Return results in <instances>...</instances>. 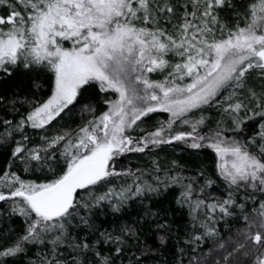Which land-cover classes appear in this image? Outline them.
I'll return each instance as SVG.
<instances>
[{
    "label": "snow or ice",
    "instance_id": "6c2138e0",
    "mask_svg": "<svg viewBox=\"0 0 264 264\" xmlns=\"http://www.w3.org/2000/svg\"><path fill=\"white\" fill-rule=\"evenodd\" d=\"M0 10V73L50 74L51 91L26 100L15 124L3 121L5 138L20 134L11 156L22 171L45 175L22 178L11 163L0 174V202L25 223L0 244V264H18L34 248L32 264H123L125 252L128 264H145L128 247L139 240V220L100 230L93 209L121 213L169 190L188 208L192 242L217 234L218 219L239 213L247 221L245 242L213 264H264V0H0ZM93 93L106 105L98 114L86 100ZM77 107L90 118L63 126ZM158 112L168 119L157 120ZM26 129L40 130L41 142L29 143ZM174 142L211 150L226 196L208 191L217 179L185 176L175 160V171L156 159L151 171L121 164L126 153ZM152 215L146 208L144 217Z\"/></svg>",
    "mask_w": 264,
    "mask_h": 264
},
{
    "label": "trees",
    "instance_id": "16d2710c",
    "mask_svg": "<svg viewBox=\"0 0 264 264\" xmlns=\"http://www.w3.org/2000/svg\"><path fill=\"white\" fill-rule=\"evenodd\" d=\"M182 2L183 0H172V3L177 5ZM0 14H2V10H0ZM172 22L175 23V19ZM169 28H171V25H169ZM49 76L50 74L41 75L38 72L29 73L27 70L20 68L14 70L11 76H4L0 73V174L8 170V165L11 163V170L16 171L22 178L42 179L44 177L45 173L41 171L35 173L23 172V164L12 158L11 150L14 147V140H19L20 134L14 133L13 137L5 138L4 134L8 126L3 121L10 120L15 124L19 120L20 115L26 113L30 108L26 100H46L51 94ZM37 79L40 84L38 88L34 84ZM86 100H90L97 106V114L106 108V105L103 104V97L100 95L93 93ZM152 115L157 120L168 119L164 112ZM209 115V125L215 126V122L219 118V112L213 108L209 110ZM89 118L90 116L86 112L82 116L79 107H77L73 112L65 116L61 124L75 129ZM256 119L259 118L257 117ZM147 127L150 128L151 125ZM178 130L183 129L179 128ZM26 131L31 138L29 143L41 142L39 135H37L40 130L26 129ZM174 144L177 147L162 145L147 154L126 153L120 158L121 164L123 167L131 168L133 171L137 169L151 171L153 168L152 160L156 159L162 169L175 171L176 169L171 164V161L175 160L178 165L182 166L180 170L185 176L198 177V173L202 171L205 176H212L213 179H217L213 173L214 154L211 150L197 151L187 148L180 142H174ZM120 166L118 165V167ZM158 174L163 175V172ZM48 176L50 177L51 173H48ZM198 179L203 178L198 177ZM225 187L217 179V183L208 191L213 196H226ZM177 195L178 192L172 194L171 190H169V193L159 197L149 194V197L145 198L143 203L138 200L130 202L129 206H126V211L121 213H113L107 207L93 209L95 213L93 221L100 230L106 229L111 232L119 229L123 224H131L133 221L139 220V227L137 228L139 240L133 239L128 247L137 256H140L145 261V264H213V261L218 259L226 250L233 251L238 244L245 242L244 233L247 221L239 213L223 220L218 219L216 221L217 234L213 236L206 235L202 240L192 242L191 217L186 206L180 207L175 202V196ZM260 198L261 194L257 193L255 196L256 207H258ZM252 207L253 202L251 200L247 201L246 210L251 212ZM146 208L154 215L144 217ZM141 217L144 218L140 219ZM24 227V217L19 216L18 213H11L10 204L0 202V244L7 243L6 235L19 233ZM199 232L202 233L203 229H199ZM161 236L165 238L163 243L160 240ZM219 245H223V247H218ZM144 249H151V251H147L145 255L141 256V250ZM104 250L107 254V245L104 246ZM38 251V248H34L28 252L27 256L23 258L17 257L18 264H32L33 261L37 260ZM130 255L131 253L125 252L122 257L123 264H128L126 257ZM234 257L244 259L241 253H234Z\"/></svg>",
    "mask_w": 264,
    "mask_h": 264
},
{
    "label": "rangeland",
    "instance_id": "374dc122",
    "mask_svg": "<svg viewBox=\"0 0 264 264\" xmlns=\"http://www.w3.org/2000/svg\"><path fill=\"white\" fill-rule=\"evenodd\" d=\"M152 75L154 76V74H152ZM154 78H156V77L154 76ZM258 79H259L258 77H254V78H253V83H256V82L258 81ZM165 114H166V117H169V114H168V113H165ZM178 129H179V128H178ZM178 129H177V130H178ZM227 134L230 135V133H226V135H227ZM234 243H235V242H234ZM229 246H230V245H229ZM218 247H221V246L219 245Z\"/></svg>",
    "mask_w": 264,
    "mask_h": 264
}]
</instances>
